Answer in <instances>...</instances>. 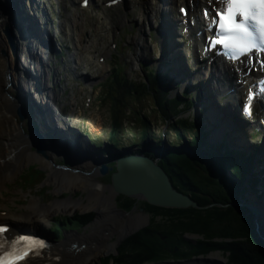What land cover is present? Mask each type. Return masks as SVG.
I'll use <instances>...</instances> for the list:
<instances>
[{
	"label": "trees",
	"instance_id": "1",
	"mask_svg": "<svg viewBox=\"0 0 264 264\" xmlns=\"http://www.w3.org/2000/svg\"><path fill=\"white\" fill-rule=\"evenodd\" d=\"M148 71L151 75L154 74L152 70ZM120 81L124 87V99H126V102H131L129 101L131 99L137 100V97L140 98L144 95L141 87L135 85L132 81H128L125 76L122 77ZM160 82L161 85L165 84V79H161ZM159 96L161 99L159 97H157V99H159L161 110H163V113L166 114L168 118L178 113V110H174L173 113H170L172 112L171 104L174 105V102L166 98L165 95ZM139 120L140 119H138V121ZM177 124L182 127L184 131H191L197 126L186 120L177 121ZM145 126L146 125L143 124V127ZM210 150L212 153L205 157L202 153H198L197 157L200 158V162H195L194 164L186 163L181 166L177 165L174 160V155L172 157L167 156L168 158L161 162V165L171 177L173 184L181 190L189 191L192 198L198 202L201 209H190L179 212L152 209L153 211H151V213L153 216H162L165 218L164 221H166H161L159 224L157 221H153L152 224H154L157 231H162L164 235L169 236L168 241L177 244H180L179 236L185 232L203 235V242L205 244H201L202 246L196 249V252L204 253L214 249V247L227 250L230 252V256L228 257L229 264H264V245L256 241L252 224L249 221L250 217L247 215L246 211L233 207H227L226 209L214 207L217 204L225 205L227 202H232L233 199H231V196L236 200H238V197L242 196L244 193L242 184L245 180L246 170L250 167L251 163H247L242 156L236 154L234 156L243 164L241 165L242 168H240L234 165V161L231 160L229 155L230 153L232 154V152L227 151L225 156H219L220 153L218 149L210 146ZM214 150H218V153L215 154L213 152ZM205 170L210 174L219 175L220 179L222 178L225 182H223L225 186L224 190L221 182H219L217 178L206 177L201 172H206ZM227 173H230L231 177H228ZM193 180L197 181L195 182L196 185H209L212 187L214 193L210 189L207 190V188L194 187L191 184ZM253 184L254 182L250 183V185ZM229 198L230 200H228ZM207 206H212V208L205 210L204 208ZM167 222L170 223L168 224ZM213 238L233 239V241L231 243H215ZM152 241L154 242L153 248L151 246H145L139 241L127 243L126 248H133V246H135V248L139 249L137 256L139 263L141 260L150 259L157 261L166 257L169 248L160 242L158 238Z\"/></svg>",
	"mask_w": 264,
	"mask_h": 264
},
{
	"label": "bare ground",
	"instance_id": "2",
	"mask_svg": "<svg viewBox=\"0 0 264 264\" xmlns=\"http://www.w3.org/2000/svg\"><path fill=\"white\" fill-rule=\"evenodd\" d=\"M5 1L6 0H2L1 2L4 3ZM181 1L184 2V0H172L173 4L177 5L180 4ZM8 2L12 3V0H8ZM198 2L200 6H204L206 3H209V0H198ZM210 2L211 4H214L212 1ZM159 9L160 7L158 5H153V16L157 15ZM11 15L15 19L21 20L20 17L16 16L14 13ZM8 19V14L7 16L5 14L2 15L0 22V36L4 28L2 27V23L5 21L4 26H6ZM16 34L18 36V46L20 47L22 44V49L24 51L25 46L21 42V39L23 38L22 29L16 30ZM0 44L3 45V41ZM135 45L137 47L139 46V43H135ZM5 48H7L6 45L3 49ZM139 49L143 50V47L141 46ZM3 64L4 60L0 59V193L5 185L14 182L17 173L23 169L25 161L37 158L33 154L26 155V141L23 136H21L22 128L18 125L15 116L16 103L6 98L7 95L10 94L8 90L11 89V85L10 88L7 89V84H9V82L5 80V77L9 74L11 76L10 82L14 84L18 81L17 74H15L13 69H8L6 65ZM226 70L221 68L218 75L221 78L225 77V79H229L232 83L231 86L236 91H246L250 87L246 75H244L246 71H244L243 74V72H234L233 70H228L227 72ZM23 81L24 80H22V82ZM16 85L18 86V83H16ZM236 93L239 94V91L235 92V94ZM233 101H236L235 97ZM45 118L48 119V116ZM71 135L75 136L73 133ZM55 148H59V146H56ZM73 153L75 154L74 151ZM75 159L72 158V161L75 162ZM45 165L47 166V169H49L47 182L50 183V185H54L55 194H59L62 191L75 193L78 189H83L89 193L87 199H85L86 203H83L82 200L68 199L54 201L49 205L40 206L37 199L32 198L28 205L25 206V211L23 213L18 215L6 213L5 216L0 215V219L11 220L12 222L17 223L15 224L16 226L30 227L32 229L38 227L43 229L44 222H46L53 214L71 213L75 210L81 212H88L90 210L94 211L96 219L92 223L88 234L84 233L78 236L68 235L66 237V243L75 240L82 244H86L83 251L73 249L68 250L66 249L65 244L60 243L51 248L52 252H56L60 257L58 263L51 261L53 256L49 253L42 262H38L37 264H91L92 261L100 255L111 251L122 237L134 229V225H132L130 221L126 224V220L119 219L118 214L115 212V207H113L111 196L105 194V188H103V186H100L97 183H92L91 179V183L82 182L78 179L83 178L73 174H66L69 179H64L62 178V173L53 171L50 164ZM116 235L118 236L117 241L109 243L110 238Z\"/></svg>",
	"mask_w": 264,
	"mask_h": 264
},
{
	"label": "rangeland",
	"instance_id": "3",
	"mask_svg": "<svg viewBox=\"0 0 264 264\" xmlns=\"http://www.w3.org/2000/svg\"><path fill=\"white\" fill-rule=\"evenodd\" d=\"M75 2L77 0H74ZM137 13V12H136ZM141 14V13H140ZM139 12L137 14H135L133 17L130 18L129 20V26L133 25L134 26V33L131 37H129L128 39V45L131 48L130 53L126 54L123 57V62L129 66V68L127 69V75H131L133 74V76H137L138 72L135 66V63H140L141 62H146L145 64H147V62H151L153 64H155V66H158V59H157V53H158V45H157V39L154 40L151 39V41H147V39L144 38L142 36H140V31H142V33H146L148 32L147 28H145L144 30H141L139 28ZM93 15L87 16L84 13L79 14V17L76 19V17H73L71 20V26L74 29L75 32H77V34H80L78 36L77 39H79V43L80 46L77 47V49H81L83 47H89V48H94L92 49L94 52V56L96 57V59L98 60L100 57H103L102 55L106 54H110V46L109 43L111 44L113 42V38H111L110 35H107L106 33H104L103 28H100V24L97 23L96 18H92ZM137 23V24H135ZM5 21L4 23H2V27H4ZM3 32V31H2ZM1 32V38H0V43H2L3 41V45L0 44V48H3L5 46V42H4V37L3 34ZM76 38V37H75ZM93 38V39H92ZM94 38L96 40H98V42L96 44L94 41ZM92 40V41H91ZM136 41H140L141 42V46H144L145 49L143 50H138V47L135 46ZM138 56L140 55H144V57H141L138 60H134V57L136 56V54H138ZM138 58V57H137ZM107 60V57H106ZM155 63H154V62ZM106 67V66H105ZM107 67L110 69L109 65H107ZM159 69V68H158ZM92 73L95 72V70L91 71ZM99 72L101 74V76H103L104 73H106L104 66L100 67V69H96V73ZM140 73V72H139ZM140 76V75H139ZM141 77V76H140ZM14 95L15 93L12 92ZM164 95V93H162ZM99 92L98 90H96L95 92H75L72 91L69 93L68 96L63 97V96H59L58 97V107L59 109H63L64 107H66L67 111L71 114H73L74 116H78V115H86V117L88 118V122L91 126V129L96 130V134L97 135H101V136H105V134L108 132L109 130V114L107 113V109L106 106L103 104H100L98 101V97H99ZM90 99V100H87ZM150 100V99H148ZM147 101V99H143L141 100L139 103H134L135 106L137 105V111L139 109V112L142 114H148L150 117L152 115V111L149 110L150 107H148V103L145 102ZM139 105H143V106H139ZM192 114V112H191ZM140 116V115H139ZM162 116L159 115V113L157 112L156 116H153L152 119V126H156V131H154L155 135L158 134V132H160V130L163 129V125L159 124L158 120L159 118H161ZM156 123V124H155ZM169 136V134H168ZM171 136V134H170ZM169 136V138H170ZM255 142L252 141V144H254ZM37 164H32L31 166H35ZM24 166V165H23ZM39 170H41L39 167H37ZM26 166L23 167V172L26 171ZM42 171V170H41ZM21 173V172H20ZM20 173L17 174V178L19 177ZM19 184V178L16 179V182L11 183L9 185H5L4 190L2 191L1 195H0V207L2 206H6V210L9 211H14V212H18L21 213L23 212V206L29 203V201L31 200L32 197H30L28 195L29 191L26 190V185H18ZM23 188L24 191H20L18 189V187ZM7 187V188H6ZM47 187H50V192L52 195H54L53 198H50L48 196L45 195H41L38 197L33 196L35 199H39L38 202H40V204H48L51 202H54L55 200H58L56 198L57 195L54 194V185H47ZM46 188V187H45ZM76 191V190H75ZM77 191H81L83 193L82 198H78L79 200H82L84 203H86L87 196L89 195L88 192H85L82 189H78ZM76 191V193H77ZM69 192V191H68ZM47 193V192H46ZM64 193V192H63ZM14 196V197H13ZM17 197V198H16ZM77 199V198H76ZM39 204V205H40ZM40 206H44V205H40ZM0 211H3L0 208ZM56 215H53L50 217L53 218ZM116 236H113L112 238H110L109 242H113L116 239ZM113 251L111 250L110 253H112ZM109 253V254H110ZM108 254V253H107ZM102 256V255H100ZM97 258L96 260L94 259L92 261L91 264H97Z\"/></svg>",
	"mask_w": 264,
	"mask_h": 264
},
{
	"label": "water",
	"instance_id": "4",
	"mask_svg": "<svg viewBox=\"0 0 264 264\" xmlns=\"http://www.w3.org/2000/svg\"><path fill=\"white\" fill-rule=\"evenodd\" d=\"M18 117L21 121L23 120L21 110H18ZM37 150L42 152L40 146ZM105 173L106 172L102 171V174ZM110 190L112 198L118 195L129 198H142L148 204L161 208L196 207L188 198L172 190L166 176L158 168L143 160H135L133 163L128 164L120 162L118 164L117 173L113 174L111 177ZM139 213H142V211L139 210ZM247 215L249 214L247 213ZM121 216L123 215L119 212V217ZM144 220L145 222H141V224L137 223V229L148 226V218L145 217ZM249 221L252 224L253 234L256 241H258L259 244L264 245V238L256 227L255 219L250 217Z\"/></svg>",
	"mask_w": 264,
	"mask_h": 264
},
{
	"label": "snow or ice",
	"instance_id": "5",
	"mask_svg": "<svg viewBox=\"0 0 264 264\" xmlns=\"http://www.w3.org/2000/svg\"><path fill=\"white\" fill-rule=\"evenodd\" d=\"M218 31L216 41L234 56H242L258 47H264V0H227L223 12H217ZM241 17L237 23L236 17ZM249 111L245 105V112ZM5 231L0 228V232ZM16 242L5 248L0 245V264H16L26 253L15 249Z\"/></svg>",
	"mask_w": 264,
	"mask_h": 264
}]
</instances>
